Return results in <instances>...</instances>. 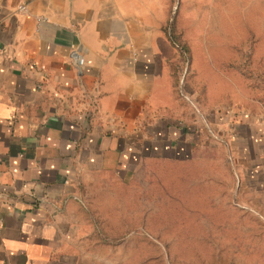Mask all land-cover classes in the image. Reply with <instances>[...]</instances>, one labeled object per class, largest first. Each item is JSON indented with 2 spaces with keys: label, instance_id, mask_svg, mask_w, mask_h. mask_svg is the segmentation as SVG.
<instances>
[{
  "label": "crops",
  "instance_id": "crops-1",
  "mask_svg": "<svg viewBox=\"0 0 264 264\" xmlns=\"http://www.w3.org/2000/svg\"><path fill=\"white\" fill-rule=\"evenodd\" d=\"M170 8V0H0V264H94L80 259L82 247L119 244L101 236L128 214L102 210L94 197L114 183L119 200L148 159L193 157L208 150L203 136H229L219 139L234 199L264 210V119L221 109L209 121L199 103L181 106ZM76 45L81 67L70 59Z\"/></svg>",
  "mask_w": 264,
  "mask_h": 264
},
{
  "label": "rangeland",
  "instance_id": "rangeland-1",
  "mask_svg": "<svg viewBox=\"0 0 264 264\" xmlns=\"http://www.w3.org/2000/svg\"><path fill=\"white\" fill-rule=\"evenodd\" d=\"M170 1L165 26L186 40L191 55L179 64L177 91L195 109L200 104L204 120L221 109L263 120L264 0ZM178 99L189 109L184 98ZM219 136L229 139L225 133L216 140L201 137L208 150L198 148L188 161L145 162L125 193L118 192L119 200L111 192L118 184L97 194L100 209L111 204L128 211L105 226L115 235L127 223L126 237L119 244L82 247L80 259L94 264H264L263 205H237L235 175ZM241 178L240 194L246 187ZM172 189L181 193L170 195ZM163 202L167 215L160 217Z\"/></svg>",
  "mask_w": 264,
  "mask_h": 264
},
{
  "label": "trees",
  "instance_id": "trees-1",
  "mask_svg": "<svg viewBox=\"0 0 264 264\" xmlns=\"http://www.w3.org/2000/svg\"><path fill=\"white\" fill-rule=\"evenodd\" d=\"M165 32L167 34V37L169 39V41L171 42V44L175 47L176 49V55L175 57H173L171 60H169V65L171 67V75L173 76L174 82H175V86L179 83L180 77H179V64L182 61V58H184V56L186 55V57L183 59L185 61L190 60V51L188 48V45L186 43V40H184L180 34H176L174 33V31H169L168 28H166L165 26ZM195 141L192 142L191 144V149H197V147L195 146L196 144ZM193 157L189 156L188 158H177L174 157V155L170 156V157H154V158H150L148 159L146 162H152L153 160H164V159H171V160H175V161H188L190 159H192ZM176 193H181L180 191L177 190H171L170 195H177ZM167 200V199H166ZM168 201H171L170 198H168ZM173 209V208H171ZM161 214L160 217H164L165 215H167V208H165V203L163 202L161 204V208H160ZM124 236V234H115V235H106V234H102L101 239L104 241H111L112 243H119L122 239V237Z\"/></svg>",
  "mask_w": 264,
  "mask_h": 264
},
{
  "label": "built area",
  "instance_id": "built-area-1",
  "mask_svg": "<svg viewBox=\"0 0 264 264\" xmlns=\"http://www.w3.org/2000/svg\"><path fill=\"white\" fill-rule=\"evenodd\" d=\"M18 10L24 11L25 10V4H20L18 6ZM83 53H84L83 48H81V46L76 45L75 48H73L72 53H71V57H70L73 65L78 66V67H81L83 65V63H84ZM86 78H87V74L82 73L81 79H86ZM183 98L186 99V95L183 94Z\"/></svg>",
  "mask_w": 264,
  "mask_h": 264
}]
</instances>
